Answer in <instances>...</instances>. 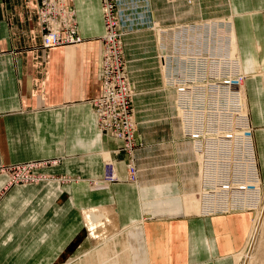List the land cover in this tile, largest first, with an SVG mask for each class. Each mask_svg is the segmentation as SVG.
Instances as JSON below:
<instances>
[{"label": "crops", "instance_id": "0c3cea01", "mask_svg": "<svg viewBox=\"0 0 264 264\" xmlns=\"http://www.w3.org/2000/svg\"><path fill=\"white\" fill-rule=\"evenodd\" d=\"M72 5L83 40L45 47L37 0H0V264H57L61 259L73 260L101 245L110 233L117 230L127 233L129 229L127 245L134 264H243L245 257L241 261V256L251 245L255 217L264 204V129H255L251 116L261 176L260 194L256 204L252 203L255 213L242 210L201 215L203 209L196 194L201 179L191 164L188 144L180 134L172 132L143 137L144 147L138 152L137 161L141 169L139 181L128 179L125 160H121L117 171L120 181L103 182L106 152L114 159L121 158L114 149L122 145L121 140L100 134L92 105L102 94L104 13L101 0H73ZM190 7L192 18L199 17L193 22L203 27L221 20L232 24L229 45L221 53L218 48H211L215 54L211 51L204 54L218 56L219 67L224 61L237 62L238 72L243 73L239 76L245 75L239 86L230 81L202 86L197 99L204 106L222 104L223 111L209 113L213 120L225 117L216 132L228 127L235 130L234 107L242 110L237 119L246 128L243 108L249 100L250 82L264 72L256 57L264 42L256 29L247 36L242 31L239 36L231 15L234 18L236 13L240 14L252 29L253 21L264 22V0H192ZM163 13L161 8L152 9L155 26ZM213 15L216 16L205 19ZM211 31L210 28L209 35ZM205 34L202 31L200 36L202 48ZM130 40L136 43L137 38ZM246 44H253L256 50L258 64L253 66V74L245 54ZM197 55L195 50L194 54L181 51L177 56L190 61ZM150 61L143 70L144 86L157 82L148 65ZM198 64L199 60L189 62L188 69ZM245 71L251 74L246 76ZM169 91L173 95V90ZM233 95H239L240 103ZM191 107L188 100L192 131L197 127ZM170 112L176 131L184 132L183 112L179 110L181 122L173 104ZM206 115L195 116L204 120ZM226 120H231V124L226 126ZM28 162L38 164L37 175L43 178L36 182H11L10 167ZM189 181L196 184L184 189V183ZM193 186H197L196 191ZM163 198L170 199V208L165 209L163 201H158ZM101 204L110 211L108 219L104 218L100 223L103 225L96 230L90 229L84 220L85 211H98ZM138 226H142V231H137ZM256 258L257 264L264 261V257Z\"/></svg>", "mask_w": 264, "mask_h": 264}, {"label": "built area", "instance_id": "2783aa9c", "mask_svg": "<svg viewBox=\"0 0 264 264\" xmlns=\"http://www.w3.org/2000/svg\"><path fill=\"white\" fill-rule=\"evenodd\" d=\"M72 1L37 0L42 45L45 47L78 43L83 40L80 29H78ZM101 3L106 28L102 36L100 67L102 94L92 101V105L100 134L122 141V145L115 149L114 153L117 156H128L129 160L125 163L128 179L137 182L141 169L136 157L138 158V152L144 147V139L141 134L137 133L136 112L132 104L138 88L131 84L126 64L128 61L126 47L129 43L125 41L124 35L126 34L121 33L122 30L118 24L120 17L117 1L101 0ZM150 6L149 2V6L145 3L139 5V8L137 5L135 7L141 12L140 25L150 27L155 34L156 51L152 56V63L156 65L154 76L158 75V78L151 87H155L153 90H162L158 94L160 97L166 96L164 102L168 99L173 102L177 117L179 110L183 112L185 130L184 132L180 130V136L191 147V152L199 164L196 174L199 175L201 181L196 194L200 207L203 209L201 215L212 216L242 210L255 211L256 208L252 206V203H255L260 194L258 188H261V176H259V162L250 115L246 113L247 129L243 130L244 127L237 119L240 118L242 110L234 107L232 116L236 117L235 131L223 129L222 132H216L225 117L221 116L222 118L213 120L210 114L213 111H223L222 104L215 102L204 106L197 99L202 86L227 83L228 78H232L231 83L239 86L245 75L239 76L237 62L229 64L224 61L219 67L216 62L218 56L204 54L211 51V48H215V43L218 44L219 40L216 34L210 35V40H207L211 43L210 48L207 47V51L204 50L202 41H198L199 36H190L192 32H195V27L184 28L183 26L199 25L193 22L197 19L160 22L155 26ZM207 17L214 16H206L205 19ZM218 24L220 25V37L223 36L224 40L230 37L232 24L223 20ZM191 38H197L198 44L192 45L190 49L192 50L195 46L199 55L196 58L193 56L190 61L188 58L184 59V56L181 59L174 56V53L185 47ZM196 60H199V64L188 69L189 62ZM206 60H210V64H206ZM169 90H173V95ZM188 100L192 103L191 109L194 111L192 116L195 127H197L192 131L189 130ZM213 101L216 100L213 99ZM195 113L199 116L208 115L204 120H200ZM180 119L179 116L177 120L180 121ZM225 123L226 126L230 125L231 120H226ZM104 165L105 178L111 181L116 180L118 172L115 162L110 159L105 161ZM37 166L35 162L12 165L10 167L11 182L39 181L43 177L37 175Z\"/></svg>", "mask_w": 264, "mask_h": 264}, {"label": "rangeland", "instance_id": "374dc122", "mask_svg": "<svg viewBox=\"0 0 264 264\" xmlns=\"http://www.w3.org/2000/svg\"><path fill=\"white\" fill-rule=\"evenodd\" d=\"M116 1H117L118 13L120 17L118 24L120 25V28L122 30L121 33L124 32L126 34L124 35L125 41L128 42L130 38L132 39L137 38V41H138V42L134 41L136 43H132V40H130L128 42L129 44L126 47V54L128 58V61L126 62V64H127V68L129 69V73H130L129 75L130 82L131 84H133L135 87L138 88L137 91H144V93L136 94V96L133 97L132 104L134 105L135 112H136L135 119L137 120V133L141 134L143 137L170 135L171 134L170 132L173 133L172 135L174 134L179 135L181 133L180 131L179 132L176 131V123H174L173 121L171 112L169 113V109L172 106L169 99L167 102H164L166 96L163 95L162 97H160V95L158 94L159 91L157 89L152 90L155 87L142 85L143 75L145 76L146 74L145 71L143 70L148 60L149 61L151 60L148 64L149 66H151L150 70L153 72L156 71L155 69L156 65L152 63L153 61L152 56L155 54V51H156L155 42H154L155 34H154V31L151 30L150 27H147L146 25L145 26L140 25L142 21L141 12L139 9L137 10L135 6L137 5V7L139 8V5H142L145 3H147V5L149 6V2H150L151 4L150 11H152V9H155V8H158V11H159L161 8L162 13L163 12L164 13L163 15L158 16L160 18L158 19L159 22H166V21L173 22L176 20L186 21V20L193 19L192 18L193 12H191L192 10L190 7V3H192V0H180L181 2H179L178 0H140V2L139 0H116ZM184 1L186 4L182 3ZM213 16H216V15H213ZM198 18H195V19H198ZM231 18L234 19V24H236V31L239 36H241L242 31L247 36L248 33L256 29V33L259 36V39L264 42V39H262V35H264V22L263 21H258V20L253 21L252 22V24H254L253 28L250 29V25L245 23L240 18V14L236 13L234 18H233V15H231ZM247 30L249 31L247 32ZM253 46H254L253 44H250V45L246 44L247 48L245 50L246 51L245 54L248 58L247 62H248L250 69H252L250 70L252 74L254 73L253 66H255L256 63L258 64L259 60H260V64L264 66V46L261 45L263 49L258 48L257 50L258 56H256L255 54L256 50H254ZM255 56L257 57L258 61L255 59ZM251 72H248V73L251 74ZM245 73L247 76L248 73L246 71ZM242 75L243 73L240 76ZM157 78H158V75H157ZM231 80L232 78H228L226 82L227 81L231 82ZM250 85L252 86H251V92L249 94L247 90V100L249 99L250 101L249 100L247 101V105L245 104V107L243 104V107H244L243 113H245V116H246V113L249 114L250 119L252 116L255 129L256 128L264 129V72L262 75L254 76L252 83L250 82ZM149 91L150 92L152 91V92L150 93ZM233 97L236 99V101L240 103L239 95H233ZM209 98L211 99L212 96L210 95ZM229 104L230 103L228 102V105ZM228 105L224 104V106H228ZM226 129L234 130L229 127ZM245 129L247 128H244L243 130ZM252 130H254L253 126H252ZM103 135L105 136V134ZM106 136H109V135H106ZM186 147L188 148L187 151L191 152L192 150L191 147H188V146ZM151 155L152 153L150 154V156ZM118 156H120L121 158L116 157V159H114L113 157L110 156L108 152H106L104 156L105 161L111 159L115 162V165H117V171H118L119 161L125 160L124 163H126L129 160L128 156H121V155H118ZM136 159L138 161L137 157ZM257 161H258V157H257ZM191 162H192L191 164L193 168H196L197 170L199 167V164L195 156L193 155V152H191ZM102 181L107 182V183L119 182L120 176L117 173V179L114 181H111L105 178V173H104V177ZM33 182H36V181H33ZM165 182H169V181H165ZM191 183L196 184V181L185 182L184 189L187 188V186ZM192 188L194 189V191L197 190V186L196 187L193 186ZM190 192L193 193V190ZM178 196L180 197V198L178 197V200H181V195L179 194ZM169 200H170L169 198H163L162 200L158 199V201H163L164 203L163 207H165V209H167V207L170 208L172 206ZM98 207H100L98 211L92 212V210L90 209L85 211L84 220H85L87 227H90V229L96 230L98 228V225L100 226L103 225V223L102 224L100 223L103 222L104 218L105 220L108 219L106 217L108 216L110 211L107 210V206L101 204V205H98ZM248 211H252V210H248ZM262 211H264V204L261 208V211L255 217L256 219L254 222L253 231L254 229H257L258 227H260V229H259V236H258L257 242L254 245L253 250H252L253 256L252 255L249 256V253L251 252V249H250L251 245H249V247L247 248L248 249L247 253L245 252L246 250L244 251L246 256L245 254L241 256L242 257L241 261L245 257L243 264L245 263L247 264V260H249V264H257L256 257L258 258L264 257V214L263 213L261 214ZM252 212L255 213L254 211ZM258 219L260 221H258ZM125 231L126 230H123V231L117 230L115 233L116 234L121 233V234H117L113 238L110 237L111 236L110 235L111 233H110L108 236H106L107 237L105 240L106 242L101 241L102 244L96 245L89 253L87 252L84 255L77 256L76 259H73V260L72 259L70 260L61 259L60 261L57 262V264H134L136 263V261L134 262L133 259H130L129 255L131 254V252L127 245L128 243L127 238L131 231L130 229L127 230V233ZM137 231L138 232L142 231V226L140 227L138 226ZM132 249L135 253L137 251L139 253V250L135 248H132ZM141 259H142L141 257L138 258L137 262H139ZM260 264H264V261L263 262L260 261Z\"/></svg>", "mask_w": 264, "mask_h": 264}, {"label": "bare ground", "instance_id": "6f19581e", "mask_svg": "<svg viewBox=\"0 0 264 264\" xmlns=\"http://www.w3.org/2000/svg\"><path fill=\"white\" fill-rule=\"evenodd\" d=\"M159 23H157V25H158ZM195 27V32H192L191 33V35L190 36H193V35H196V36H199L198 37V41H200V39H201V33H202V31H204L206 34L203 36L204 37V45H203V49L204 50H206V48L208 47V48H210L209 47V45L211 44V43H209L207 40H210L209 39V29L211 28L212 29V31H211V35H217V37H218V40H219V42H218V44L217 43H215V48H212V49H216V48H218V50H219V52L220 51H222V49L223 48H226L228 45H229V43H230V38H231V36L230 37H227V38H225V40H226V43H225V40H224V37L222 36V37H220V25H218V24H214V25H212V26H209V25H205L204 27L202 26V25H195L194 26ZM204 28V29H203ZM227 30V29H226ZM226 32V31H225ZM190 42L185 46V47H183L181 50H179V51H177V52H175L174 54L177 56V55H180L181 54V51L183 52V51H187L188 53H191V54H194L195 53V50H196V48H195V46L193 47V49L191 50L190 49V47L192 46V45H196L197 43H198V41H197V38H191V40H189ZM214 41V40H213ZM214 42H216V41H214ZM187 43V42H186ZM222 44V45H221ZM207 51V50H206ZM211 52H213L214 54L216 53L215 51H211ZM98 129V128H97ZM104 138V137H103ZM264 214V211H262L261 212V214ZM258 221H260L259 219H258ZM259 229H260V227H258L257 229H254V231H253V236H252V240H251V246H250V249H251V252L249 253V256H251L252 255V250H253V247H254V245L256 244V242H257V239H258V236H259ZM118 234H120V233H118ZM111 236V238H113V237H115V235H117L116 233H111L110 234ZM110 237H108V238H110ZM253 256V255H252ZM249 258V257H248ZM246 264V263H245ZM247 264H249V260H247Z\"/></svg>", "mask_w": 264, "mask_h": 264}]
</instances>
